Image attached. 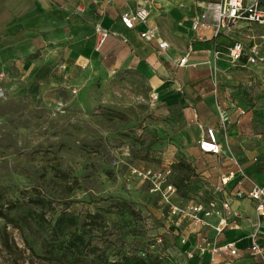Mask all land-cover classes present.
Listing matches in <instances>:
<instances>
[{"label":"rangeland","instance_id":"obj_1","mask_svg":"<svg viewBox=\"0 0 264 264\" xmlns=\"http://www.w3.org/2000/svg\"><path fill=\"white\" fill-rule=\"evenodd\" d=\"M54 1L69 7V0ZM33 2L0 0V86L5 91L0 100V187L14 200L22 191L35 188L53 198L50 220L64 209L81 222L100 214L102 225L97 228L100 223L94 222L87 236L111 258L135 240L149 245L169 222L149 186L131 179V167L142 161L172 163L176 180L194 197L212 188L210 181L203 179L204 170L187 162L178 122L159 112L151 80L136 66L101 73L77 64L76 70L67 66L61 72L57 66L65 62L62 57L45 70L56 47L42 46V37L57 33L60 17L47 15L44 30L28 27L25 18ZM227 35L213 42L222 48L239 40L258 44L264 52V27L241 26ZM62 42L67 49L70 36ZM207 77L212 89L230 84V91L236 85L232 94L248 98V110L261 99L264 104V65L231 67L223 79L215 66ZM256 131L264 135V115ZM200 161L203 166L212 163L206 158ZM56 164L68 173L69 183L78 178L79 186L72 192L55 176ZM120 200L130 202L137 214L132 215ZM47 227L34 225L33 230L19 231L0 219V264H54L39 258ZM4 233L21 250L16 255L4 248Z\"/></svg>","mask_w":264,"mask_h":264},{"label":"crops","instance_id":"obj_2","mask_svg":"<svg viewBox=\"0 0 264 264\" xmlns=\"http://www.w3.org/2000/svg\"><path fill=\"white\" fill-rule=\"evenodd\" d=\"M33 1L25 18L28 27L36 26L44 30L47 15L60 17L57 33L52 36L43 34L42 37V46L53 43L56 47L53 55L47 59L46 71L51 70L50 64H57L64 57L65 62L57 66L61 72L67 66L74 71L77 64L83 68L88 66L91 72L101 73L114 68L136 66L150 78L159 95V112L174 117L178 122V136L189 154L187 162L194 168L197 166L204 170L206 178L203 179L210 181L212 188L209 191L204 189L196 197L189 195V201L205 204L215 200L219 214H213V223H218L225 214L221 205L225 195L217 193L214 188L229 171H241L240 176L229 183L231 189L248 192L255 185L264 187V135L256 131L264 115L262 99L248 110V98L238 99L237 94H232L236 85L232 84L230 91V84H220L212 89L211 82L207 81V76L215 66L219 79H223L231 67L254 66L245 65L244 61L232 65L224 54L225 46L220 48L216 41L213 42L216 38L212 37L211 30L201 31L207 37L205 40L197 38L192 22L201 11L200 4L204 0H153L148 4V23L139 24L134 30L126 29L120 17L127 10L135 9L139 0H69L67 9L54 0ZM97 24L110 31L100 50H97L100 37L96 31ZM149 27L157 28L161 40L169 43L166 50L159 48L160 40L148 41L140 36V32ZM65 35L70 36L67 49L62 47ZM196 45L199 47L196 48ZM30 48L34 50L35 46ZM217 50L222 52L218 57ZM187 53L189 63L180 66V58ZM218 106L229 114L226 130L221 128ZM207 126L219 131L223 150L219 155L206 154L199 149L202 131ZM203 158L209 159L211 165L203 166L200 161ZM234 159L239 160L240 164H236ZM139 164L154 168L161 165L172 167V163L165 162L153 164L142 161L134 165ZM197 191L200 189L197 188ZM231 206L238 216L229 219L222 233L212 228L199 230L186 221L170 223L169 228L164 230L168 264H209L210 252L192 259L187 256L188 251L196 249L203 233L210 237L211 246L234 243L240 252L235 264H261L259 256L250 255L249 247L251 237L256 233L264 248V218L261 222L258 220L255 202L248 197L232 198ZM183 237L188 238L186 243L181 242Z\"/></svg>","mask_w":264,"mask_h":264},{"label":"built area","instance_id":"obj_3","mask_svg":"<svg viewBox=\"0 0 264 264\" xmlns=\"http://www.w3.org/2000/svg\"><path fill=\"white\" fill-rule=\"evenodd\" d=\"M153 0H139L138 5L133 10H127L121 14V22L126 29L134 30L139 24H147L150 18V10L148 4ZM201 11L192 22V29L196 33L199 40H205L207 37L201 31L211 30L212 37L217 38L221 35H227L231 29L241 26L251 27L257 25L264 27V0H220V1H203L200 4ZM96 31L99 33V43L97 50H100L110 31L97 24ZM140 36L148 41L160 40L159 48L166 50L169 43L161 40L160 33L157 28L149 27L145 31L140 32ZM224 54L232 65H238L245 62V65L257 66L264 65V52L258 44L246 45L243 41L234 40L233 45L226 46L223 49ZM192 51V49L190 50ZM221 51H216V57ZM222 53V52H221ZM189 63V53L180 58L178 64L185 66ZM75 92H77L75 90ZM5 96L4 89L0 86V100ZM153 100L158 101L159 95L156 93ZM64 107V105H60ZM218 117L221 128L226 130L229 121L228 112L221 106H218ZM199 149L206 154L219 155L222 153V145L219 138V131L215 127L207 126L202 131L199 140ZM236 164H240L239 160L234 159ZM241 167V165H240ZM241 169V168H240ZM239 171H229L227 175L222 176L221 183L215 185V191L222 193L225 198L221 205L225 211L224 216L220 218L218 223L212 222L214 213L219 214L217 210V202L211 200L207 203L190 202L187 196H184L176 184L172 181L173 168L169 165H161L156 168L148 165H133L130 175L132 180H138L149 186V192L156 196L159 203L164 207L165 221L170 223L186 221L199 230L212 228L217 233H222L229 224V219L238 216L232 211L231 199H242L248 197L255 202V209L258 213V220L264 218V187L259 185L253 186L248 192L241 189H231L228 185L240 176ZM244 177L243 175L241 176ZM259 223V222H258ZM166 225V229L169 228ZM164 232L160 236L153 239L149 244V250L160 257L167 259L166 241ZM249 253L252 257L259 256L264 264V248L257 239V234L253 233L251 237ZM187 237L181 238L182 243H186ZM211 239L208 235L202 234L196 249L188 251L189 259L195 256H204L210 252L209 264H235L240 256V252L234 243H226L221 246H211Z\"/></svg>","mask_w":264,"mask_h":264},{"label":"trees","instance_id":"obj_4","mask_svg":"<svg viewBox=\"0 0 264 264\" xmlns=\"http://www.w3.org/2000/svg\"><path fill=\"white\" fill-rule=\"evenodd\" d=\"M55 176L65 183V188L72 192L79 186V180L74 177L69 183L68 173L60 169V165H53ZM173 169L172 181L184 196L190 197L176 180ZM19 199H11L0 187V219L6 226L23 231L33 230L34 225L45 227L48 225L47 236L43 239V255L39 256L44 261L54 264H168V260L149 250V245L135 240L133 245L122 249L115 258H111L105 249L93 243L88 233L93 230L94 222L98 228L102 225L101 215L95 213L82 222L80 218L67 209L62 210L55 219H49L48 213L54 209V199L33 189L31 192L22 191ZM123 206L129 208L130 213L137 214L133 205L127 200H120ZM3 246L11 254L16 255L21 250L14 248L6 233L2 236Z\"/></svg>","mask_w":264,"mask_h":264}]
</instances>
